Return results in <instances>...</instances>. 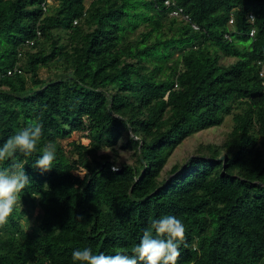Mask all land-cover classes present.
Wrapping results in <instances>:
<instances>
[{
  "label": "trees",
  "instance_id": "obj_1",
  "mask_svg": "<svg viewBox=\"0 0 264 264\" xmlns=\"http://www.w3.org/2000/svg\"><path fill=\"white\" fill-rule=\"evenodd\" d=\"M85 1L0 0V144L43 126L30 156L0 161L30 178L0 225V264H83L72 252L85 247L131 255L165 215L185 227L176 264H264V0H175L198 29L165 0ZM228 115L223 141L165 170Z\"/></svg>",
  "mask_w": 264,
  "mask_h": 264
},
{
  "label": "clouds",
  "instance_id": "obj_2",
  "mask_svg": "<svg viewBox=\"0 0 264 264\" xmlns=\"http://www.w3.org/2000/svg\"><path fill=\"white\" fill-rule=\"evenodd\" d=\"M42 127L40 123L25 127L0 144V161L11 159L17 152L30 156L36 151ZM55 158V147L49 143L35 160L34 167L46 172L52 168ZM29 183L30 178L22 162L15 161L9 167L0 168V225L7 222L18 203L19 193ZM184 236L182 221L173 215H165L151 221L150 227L133 247L131 255L124 252L93 254L91 248L85 247L75 249L72 259L83 264H176L181 254L178 241L183 240Z\"/></svg>",
  "mask_w": 264,
  "mask_h": 264
},
{
  "label": "rangeland",
  "instance_id": "obj_3",
  "mask_svg": "<svg viewBox=\"0 0 264 264\" xmlns=\"http://www.w3.org/2000/svg\"><path fill=\"white\" fill-rule=\"evenodd\" d=\"M88 1L89 0H86L85 3L87 4ZM231 60V58H223L222 61L223 63H227ZM42 74H44L43 71ZM232 124V116L228 115L220 126L210 127L187 137L179 146L176 147L172 155L169 157L165 166V170L169 169L176 161L182 162L184 159H186V157L193 155L198 145L206 143H220L223 141L227 133L231 130ZM73 138H80L84 143H87L88 141L86 138L81 137L80 133H75ZM122 154L123 155L121 159L125 158L128 155V152H122ZM40 213V210L37 209L32 214L23 217L21 219V223L24 228L31 230L32 228L36 227Z\"/></svg>",
  "mask_w": 264,
  "mask_h": 264
},
{
  "label": "built area",
  "instance_id": "obj_4",
  "mask_svg": "<svg viewBox=\"0 0 264 264\" xmlns=\"http://www.w3.org/2000/svg\"><path fill=\"white\" fill-rule=\"evenodd\" d=\"M46 1L48 2L50 0H46ZM164 5L166 7H169L170 8L169 9V12H168V14H169L170 17L174 18L177 21H185V22H188V23H190V25H191V27L193 29H198L197 24L191 22L189 15L184 12V10H183L182 7H180V6H178L176 4V1L175 0H165L164 1ZM42 6L45 8V3H43ZM247 17H248L249 21H251V22L254 21V15L253 14L249 13ZM232 22H233V18L230 17L229 24H232ZM74 23H76V21H74ZM254 34H255V29L254 28H251V30L249 32V35L250 36H253ZM37 35L40 36V31L39 30L37 31ZM32 44H33V40H31V39L26 40V42H25V45H28V46H31ZM18 56H21V53L20 52L18 53ZM257 63H258V73H259V76L260 77H264V60H259ZM16 70H17V67L14 68V71H16ZM12 72H13L12 70H9L7 72V74L8 75H11Z\"/></svg>",
  "mask_w": 264,
  "mask_h": 264
}]
</instances>
